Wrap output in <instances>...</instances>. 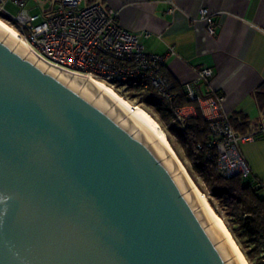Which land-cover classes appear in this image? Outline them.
Segmentation results:
<instances>
[{
	"label": "water",
	"instance_id": "95a60500",
	"mask_svg": "<svg viewBox=\"0 0 264 264\" xmlns=\"http://www.w3.org/2000/svg\"><path fill=\"white\" fill-rule=\"evenodd\" d=\"M6 33L0 26V264H243L227 261L236 251L228 238L215 244L226 234L217 220L205 226L215 217L197 207L202 196L183 193L182 171L172 176L180 168L143 126L132 132L140 123L125 106L24 56Z\"/></svg>",
	"mask_w": 264,
	"mask_h": 264
},
{
	"label": "crops",
	"instance_id": "0c3cea01",
	"mask_svg": "<svg viewBox=\"0 0 264 264\" xmlns=\"http://www.w3.org/2000/svg\"><path fill=\"white\" fill-rule=\"evenodd\" d=\"M31 1L35 3L32 7L48 13L56 0ZM84 2L115 10L118 23L132 32L150 31L148 38H140L146 51L164 54L172 46L175 53L167 58L165 72L179 97L184 96L182 85L193 82L200 67L210 68L209 82H197V91L204 99L199 111L208 117L206 99L222 96V109L233 129L253 134L252 140L240 142L239 149L254 176L264 182V0H173V12L165 0ZM202 8L214 22V34L208 33L207 22L200 18ZM183 106L187 112L196 107ZM157 113L167 138L180 145L172 127L174 122L179 126L174 116ZM196 115L197 109L191 117ZM227 216L236 238L247 239L234 217Z\"/></svg>",
	"mask_w": 264,
	"mask_h": 264
},
{
	"label": "built area",
	"instance_id": "2783aa9c",
	"mask_svg": "<svg viewBox=\"0 0 264 264\" xmlns=\"http://www.w3.org/2000/svg\"><path fill=\"white\" fill-rule=\"evenodd\" d=\"M169 12H173V0H165ZM29 0H0V17L17 31L28 43L33 54L43 62L68 73L100 80L122 97L131 94L160 100L168 108L180 127L195 115L196 107L185 111L173 81L165 72L170 46L164 54L145 50L140 38H148V30L132 32L118 23L117 12L100 3H85L84 0H56L48 12L31 13ZM8 3L18 8L16 14L7 9ZM200 18L207 22V31L214 34L215 25L206 8L200 10ZM212 70L200 67L193 82L182 85L184 97L195 101L202 110V96L197 91V82H209ZM209 116V139L199 144L205 157L214 162L215 171L224 179L237 177L246 186L256 189L264 197V182L258 180L242 156L239 144L252 140L253 134L237 133L231 126L229 116L221 105L222 96L206 99ZM264 262V252L261 253Z\"/></svg>",
	"mask_w": 264,
	"mask_h": 264
},
{
	"label": "trees",
	"instance_id": "16d2710c",
	"mask_svg": "<svg viewBox=\"0 0 264 264\" xmlns=\"http://www.w3.org/2000/svg\"><path fill=\"white\" fill-rule=\"evenodd\" d=\"M179 102L182 105H196L197 109V115L189 117L185 127H179L175 122L172 125L180 147L189 161L190 168H188V172L190 176L194 182V174L201 177L207 187L209 193L208 201L211 206H214L211 201V198H213L224 208L227 214L233 216L239 223L240 228L246 234V240L251 245V251H246L242 246H239L249 264H264L261 261V253L264 252V197L260 195L258 190L246 186L237 177L224 179L217 175L214 162L206 159L204 149L198 147L199 144L209 139L208 121L202 116L195 101H190L186 97L181 96L179 97ZM144 103L163 116L172 115L171 111L164 107L157 98L145 96ZM168 141L175 150L169 138ZM224 223L239 244L233 228L226 221ZM249 252H253L259 258L252 262Z\"/></svg>",
	"mask_w": 264,
	"mask_h": 264
},
{
	"label": "bare ground",
	"instance_id": "6f19581e",
	"mask_svg": "<svg viewBox=\"0 0 264 264\" xmlns=\"http://www.w3.org/2000/svg\"><path fill=\"white\" fill-rule=\"evenodd\" d=\"M0 26L7 32L4 35V37L2 38L3 40L5 39V37L8 34L13 36L17 40L16 43L14 44L13 48H15L16 45L18 44V42L21 41L26 47L29 48V50L26 52V54L24 56H27V54L30 51H32L30 46L28 45V43L17 33V31L11 25H9L7 22H5L2 19H0ZM32 53H33V51H32ZM35 62H37V59L35 60ZM48 67L49 66H47L46 69H48ZM59 73H60V71H58L56 75L58 76ZM71 78H72V75L67 80V83L70 81ZM89 79L94 81L101 88V90L99 92H102L103 90H105L108 94H110V96L115 100V102H113L114 104L119 102L123 106H125L130 111L126 115H129L131 113L136 118V120L140 123V125L136 129H134L132 131L133 133H135L141 126H143L149 132V134L154 138L152 141L149 142V144L153 143L154 141H157V143L167 153V155L162 157L161 160L165 159L168 156H170L174 160V162L177 164V166L180 168V170H178L177 172L172 174V176H175L176 174H178L179 172L182 171L186 181L188 182V184L190 186L188 189L183 191V193H186L187 191L192 189L194 193L200 194L202 196V198H203V200L205 202H203L202 204H200L197 207L199 208V207L203 206L204 204H206L208 206V208L210 209L211 213L213 214V216L215 217L214 220H212L211 222L207 223L205 226L207 227L208 225H210L211 223H213V222H215L217 220V222L219 223V225L221 226V228L223 229V231L226 234L225 237H223L220 240L216 241L215 244H217V243L221 242L222 240L228 238V240H229L230 244L232 245L233 249L236 251L235 254H233L232 256L227 258V261L238 254V256L240 257V259H241L243 264H249V262L246 259L245 255L241 251L238 243L233 238L231 232L229 231V229L225 225L223 219L213 209V207L209 203L206 195L203 192L200 191V189L198 188L196 183L193 181V179L189 175V173H188L187 169L185 168L184 164L182 163V161L180 160V158L176 154L175 150L171 146L170 142L168 141L166 133L163 130V128L160 126L158 121L155 118H153L149 114V112L146 111L144 108H142L140 105L133 104L129 100L125 99L124 97H122L120 94H118L112 87H110L106 83H104V82H102L100 80L93 79V78H89ZM83 85L84 84H81L80 87L78 88V90H80ZM99 92L92 98L93 100L99 95ZM107 109L109 110L110 107H108ZM123 118H125V117L123 116L119 120L121 121ZM197 207H195V210L197 209Z\"/></svg>",
	"mask_w": 264,
	"mask_h": 264
},
{
	"label": "rangeland",
	"instance_id": "374dc122",
	"mask_svg": "<svg viewBox=\"0 0 264 264\" xmlns=\"http://www.w3.org/2000/svg\"><path fill=\"white\" fill-rule=\"evenodd\" d=\"M32 5H35V3L33 1L31 2H28L27 4V7L31 8L30 9V12L31 13H40V10L36 7H32ZM7 9L10 10V12L14 15L17 13V10L18 8L10 3H8L7 5ZM1 18V17H0ZM3 21L6 22L5 19L1 18ZM8 23V22H7ZM10 25V23H8ZM117 93L118 91L115 90ZM119 94V93H118ZM126 98L127 100H129L130 102H132L133 104H136V105H140L142 108H144L146 111H148L153 118H155L156 120H158L159 122V116H158V113L152 109L151 107H149L148 105H146L144 102L141 104V102H138L140 99L139 97H134L132 96L131 94H129L128 96L124 97ZM160 124V122H159ZM160 126L163 128V126L160 124ZM163 130L165 131L166 133V130L163 128ZM167 135V134H166ZM171 138V137H170ZM168 139V138H167ZM172 139V138H171ZM173 141V145H174V148H175V152L176 154L178 155V157L180 158V160L182 161V163L184 164L185 168L187 169L188 171V168H190V164H189V161L187 160V158L185 157L180 145H178L177 143H175L174 139H172ZM189 173V172H188ZM190 175V174H189ZM195 176V182H196V185L198 186V188L200 189L201 192H203L207 199L209 200V193H208V190H207V187L205 185V183L202 181L201 177H199L198 175L194 174ZM192 178V177H191ZM211 201L213 203L214 206L213 209L220 215V217L223 219V220H228V216L226 214V212L224 211V209L218 204V202L211 198ZM239 241V246H242L244 250L246 251H251V245L250 243L246 240V239H243V238H239L238 239ZM250 253V252H249ZM251 254V261H255L257 260V258H259L257 255H254L253 252L250 253ZM260 256V255H259Z\"/></svg>",
	"mask_w": 264,
	"mask_h": 264
}]
</instances>
